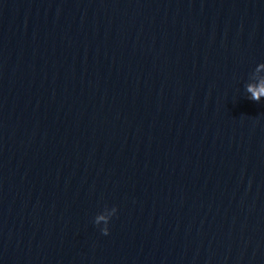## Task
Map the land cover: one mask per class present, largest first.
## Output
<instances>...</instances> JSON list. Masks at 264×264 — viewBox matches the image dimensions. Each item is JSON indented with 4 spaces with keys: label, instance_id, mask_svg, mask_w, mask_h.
<instances>
[{
    "label": "water",
    "instance_id": "95a60500",
    "mask_svg": "<svg viewBox=\"0 0 264 264\" xmlns=\"http://www.w3.org/2000/svg\"><path fill=\"white\" fill-rule=\"evenodd\" d=\"M261 80L264 0H0V264H264Z\"/></svg>",
    "mask_w": 264,
    "mask_h": 264
},
{
    "label": "clouds",
    "instance_id": "9594fccd",
    "mask_svg": "<svg viewBox=\"0 0 264 264\" xmlns=\"http://www.w3.org/2000/svg\"><path fill=\"white\" fill-rule=\"evenodd\" d=\"M247 91L251 93L249 99L259 102L260 98L264 96V80H261L260 82L256 84H250L247 86ZM109 231L105 230L103 232L104 235H108Z\"/></svg>",
    "mask_w": 264,
    "mask_h": 264
}]
</instances>
